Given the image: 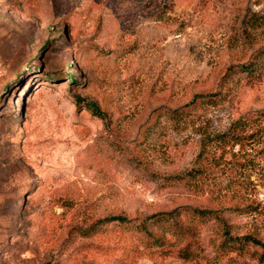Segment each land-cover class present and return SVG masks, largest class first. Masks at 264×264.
Segmentation results:
<instances>
[{
	"label": "rangeland",
	"instance_id": "rangeland-1",
	"mask_svg": "<svg viewBox=\"0 0 264 264\" xmlns=\"http://www.w3.org/2000/svg\"><path fill=\"white\" fill-rule=\"evenodd\" d=\"M261 50L264 0H0V264H264Z\"/></svg>",
	"mask_w": 264,
	"mask_h": 264
},
{
	"label": "trees",
	"instance_id": "trees-1",
	"mask_svg": "<svg viewBox=\"0 0 264 264\" xmlns=\"http://www.w3.org/2000/svg\"><path fill=\"white\" fill-rule=\"evenodd\" d=\"M257 60H262V61L257 62ZM238 69L239 70H237V72L243 73L244 75H246L243 77L244 79L249 78L250 80L257 81L261 77V75H263V71H264V50H261L260 52H258L256 55H254L253 59L250 62H248L245 65H241ZM77 101L81 102L80 99H77ZM90 106L94 107L93 105H90ZM235 131H238V130L236 129ZM235 131H232L228 134H222V135L215 136L213 140L216 141L217 143L223 144V141H225V139H228V141L237 139L240 137V134L235 133ZM117 220H119L120 222L125 221L123 218H117ZM246 239H249V241L255 244L259 243L252 237H248Z\"/></svg>",
	"mask_w": 264,
	"mask_h": 264
}]
</instances>
